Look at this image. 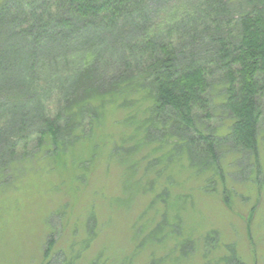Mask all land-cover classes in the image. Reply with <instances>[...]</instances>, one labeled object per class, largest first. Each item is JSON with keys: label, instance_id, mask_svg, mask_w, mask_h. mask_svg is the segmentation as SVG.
Returning a JSON list of instances; mask_svg holds the SVG:
<instances>
[{"label": "trees", "instance_id": "trees-1", "mask_svg": "<svg viewBox=\"0 0 264 264\" xmlns=\"http://www.w3.org/2000/svg\"><path fill=\"white\" fill-rule=\"evenodd\" d=\"M160 1L156 23L158 0H0V190L29 146L63 153L105 107L143 103L201 172H220L227 144L260 180L264 0ZM217 107L222 137L207 123Z\"/></svg>", "mask_w": 264, "mask_h": 264}, {"label": "rangeland", "instance_id": "rangeland-1", "mask_svg": "<svg viewBox=\"0 0 264 264\" xmlns=\"http://www.w3.org/2000/svg\"><path fill=\"white\" fill-rule=\"evenodd\" d=\"M148 106H107L63 153L19 155L0 190V264H264V140L259 181L227 144L220 172H201L146 125ZM219 110L207 123L222 137Z\"/></svg>", "mask_w": 264, "mask_h": 264}]
</instances>
